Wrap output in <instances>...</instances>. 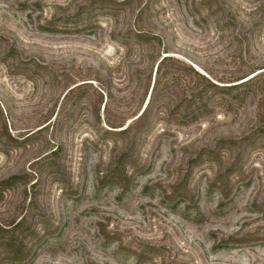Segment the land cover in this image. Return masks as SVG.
Here are the masks:
<instances>
[{"label": "rangeland", "instance_id": "obj_1", "mask_svg": "<svg viewBox=\"0 0 264 264\" xmlns=\"http://www.w3.org/2000/svg\"><path fill=\"white\" fill-rule=\"evenodd\" d=\"M0 264H264V0H0Z\"/></svg>", "mask_w": 264, "mask_h": 264}, {"label": "trees", "instance_id": "obj_2", "mask_svg": "<svg viewBox=\"0 0 264 264\" xmlns=\"http://www.w3.org/2000/svg\"><path fill=\"white\" fill-rule=\"evenodd\" d=\"M15 179H18V176H13V177H11V178L8 179V180L3 181L1 184H3V183H7L8 185L13 184V183H14L13 180H15ZM17 226H18V225H17Z\"/></svg>", "mask_w": 264, "mask_h": 264}]
</instances>
